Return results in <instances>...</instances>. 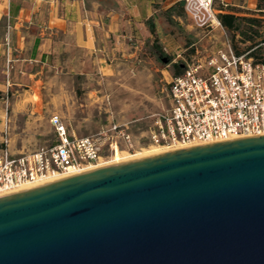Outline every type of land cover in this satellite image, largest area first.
<instances>
[{
	"label": "water",
	"instance_id": "95a60500",
	"mask_svg": "<svg viewBox=\"0 0 264 264\" xmlns=\"http://www.w3.org/2000/svg\"><path fill=\"white\" fill-rule=\"evenodd\" d=\"M0 264H264V135L3 194Z\"/></svg>",
	"mask_w": 264,
	"mask_h": 264
},
{
	"label": "built area",
	"instance_id": "2783aa9c",
	"mask_svg": "<svg viewBox=\"0 0 264 264\" xmlns=\"http://www.w3.org/2000/svg\"><path fill=\"white\" fill-rule=\"evenodd\" d=\"M184 11L199 32L198 44L191 43L171 59L170 64L180 69L168 82V105L152 115L144 135L133 132L132 120L76 136L68 132L61 116L53 114V143L30 152H13L5 122L0 142V194L50 174L103 162L116 150L129 152L143 144L200 145L264 135V38L239 41L237 53L217 17L214 0H184ZM256 13L264 22V14ZM218 32L220 41H216ZM204 37L209 42H201Z\"/></svg>",
	"mask_w": 264,
	"mask_h": 264
},
{
	"label": "rangeland",
	"instance_id": "374dc122",
	"mask_svg": "<svg viewBox=\"0 0 264 264\" xmlns=\"http://www.w3.org/2000/svg\"><path fill=\"white\" fill-rule=\"evenodd\" d=\"M181 16V23L164 17L158 22L160 35H171L175 44L164 45L162 51L153 48L151 36L132 27L129 37L122 40L108 36L98 41L93 55L57 52L41 63L22 60L18 51H13L15 60L7 62L3 54L6 74L0 66V142L7 122L13 152H30L53 143V114L61 116L68 132L76 136L132 120L133 132L144 135L152 115L168 105V82L174 72L171 59L189 44H198L191 19L186 13ZM227 33L234 42L236 36ZM216 39L221 40L219 32ZM149 146L159 145L143 144L129 153Z\"/></svg>",
	"mask_w": 264,
	"mask_h": 264
},
{
	"label": "crops",
	"instance_id": "0c3cea01",
	"mask_svg": "<svg viewBox=\"0 0 264 264\" xmlns=\"http://www.w3.org/2000/svg\"><path fill=\"white\" fill-rule=\"evenodd\" d=\"M214 5L217 15L258 16L257 0H214ZM184 13V0H0V66L5 65V53L15 60L13 51L22 60L41 63L57 52L93 55L98 41L108 36L122 40L129 37L132 27L143 30L153 44L156 41L165 49L164 45H175L174 38L161 36L158 22L164 17L181 23ZM194 34L199 35L195 28ZM1 73L4 76L6 70Z\"/></svg>",
	"mask_w": 264,
	"mask_h": 264
},
{
	"label": "trees",
	"instance_id": "16d2710c",
	"mask_svg": "<svg viewBox=\"0 0 264 264\" xmlns=\"http://www.w3.org/2000/svg\"><path fill=\"white\" fill-rule=\"evenodd\" d=\"M264 0H257V6L256 11L261 14H264ZM219 21L222 23V25L227 29V31L232 32L233 36L235 37V34H238V38H235L234 42H232V46L235 49L237 53L240 52V49L238 47V42H245L247 40L253 41L256 37L261 36V31L264 27V22L262 19L257 18L255 16H238L235 17L233 15L223 13L217 15ZM147 26L151 33L154 34V28L152 27L151 23H147ZM153 48L159 49L162 51L161 47L156 43H154ZM248 48V46L246 47ZM179 68L176 66L174 68V72H178Z\"/></svg>",
	"mask_w": 264,
	"mask_h": 264
},
{
	"label": "bare ground",
	"instance_id": "6f19581e",
	"mask_svg": "<svg viewBox=\"0 0 264 264\" xmlns=\"http://www.w3.org/2000/svg\"><path fill=\"white\" fill-rule=\"evenodd\" d=\"M193 145H198V144H193ZM193 145H178V146H175L174 148H167L168 146H160V145L159 146H149L148 148H142L141 150H139L135 153L121 152L119 150H116L113 153L111 160L99 162L96 164L87 165V166H84L83 168H81L80 170L70 169L66 173H54L52 175H48V176L38 178L34 181H28V182L21 184L18 188H16L13 191L23 189L26 187H38V186L45 185V184L51 183L53 181H57V180H60V179H63V178H66V177H69L72 175H77L80 173L91 171L93 169L105 167L106 165H113V164H117V163H121V162H125V161H130V160H134V159H138V158H142V157H146V156H150V155L160 154V153H163L166 151H171V150H176V149H180V148H184V147H189V146H193ZM6 193H3V194H6ZM3 194H0V196Z\"/></svg>",
	"mask_w": 264,
	"mask_h": 264
}]
</instances>
